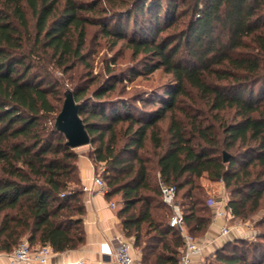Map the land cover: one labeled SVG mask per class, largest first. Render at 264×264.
<instances>
[{
  "label": "trees",
  "instance_id": "obj_1",
  "mask_svg": "<svg viewBox=\"0 0 264 264\" xmlns=\"http://www.w3.org/2000/svg\"><path fill=\"white\" fill-rule=\"evenodd\" d=\"M92 25L113 46L125 40L144 73L171 75L157 105L142 98L154 108L106 102L115 82H78ZM54 69L74 72L73 87ZM67 90L139 264H176L184 244L161 185L175 187L195 238L212 217L203 175L224 183L232 217L261 212L264 225V0H0V253L84 243L78 153L54 127ZM256 237L226 242L206 264H264V226Z\"/></svg>",
  "mask_w": 264,
  "mask_h": 264
},
{
  "label": "rangeland",
  "instance_id": "obj_2",
  "mask_svg": "<svg viewBox=\"0 0 264 264\" xmlns=\"http://www.w3.org/2000/svg\"><path fill=\"white\" fill-rule=\"evenodd\" d=\"M83 52L85 55V66L81 65L83 74L78 82L94 80L95 78L94 83L90 86L91 89L115 82V89L105 94L102 98L106 102L122 101L130 104L131 107L147 111L154 108V106L142 101V98L144 100H152L157 105L158 101H155V94L162 92L173 83L171 75L162 69L149 74L144 73L139 57L134 58L132 56L131 49L126 45L125 40L119 41L115 46L111 45V39L105 38L97 25L88 27L87 40ZM51 73L54 80L58 81L60 87L62 86L66 89L73 87L74 83H71V81H73L74 72L70 71L62 74L54 69ZM258 92L259 87L255 86L254 94L256 95ZM160 126L165 128L167 119L161 121ZM77 148L75 150H84V152L88 153L91 145L87 144ZM95 168L97 171L102 172L105 169L104 163L96 164ZM101 178L104 180L102 174ZM198 182L205 189V199L209 197L210 200L217 201L220 206L227 202L229 194L222 181H211L206 178V175H203ZM113 202H116L115 199H113ZM211 211L212 222L214 219L212 205ZM262 216L263 214L260 212L253 213L246 219L235 216L229 219L226 218L225 224L229 228L228 234H221L220 230L213 228L211 223L204 232L196 233L198 243L204 248L198 257L197 264H206L213 260L214 253L226 242L231 243L236 239L248 242L255 240L260 228L264 226L255 225ZM33 248L35 249L36 247L34 246ZM5 254L9 259L8 253Z\"/></svg>",
  "mask_w": 264,
  "mask_h": 264
},
{
  "label": "crops",
  "instance_id": "obj_3",
  "mask_svg": "<svg viewBox=\"0 0 264 264\" xmlns=\"http://www.w3.org/2000/svg\"><path fill=\"white\" fill-rule=\"evenodd\" d=\"M76 152L78 153L77 167L85 207L83 215L84 243L76 249L54 252L48 258L46 264H79L80 262L107 264V261L102 260V255L99 253V244L104 241H114L117 236L122 235L120 223L116 216V203L113 200L108 201L104 196V192L93 182L96 168L88 154L84 150H76ZM110 202L115 204L114 208L110 207ZM211 205L213 212L222 207L215 200H212ZM223 222L222 218L216 217L212 220L211 225L213 228L220 230ZM131 253L135 264L139 263L138 250L131 248ZM198 257L194 258L190 264H197ZM0 264H12L5 253H0ZM14 264L30 263L19 262Z\"/></svg>",
  "mask_w": 264,
  "mask_h": 264
},
{
  "label": "built area",
  "instance_id": "obj_4",
  "mask_svg": "<svg viewBox=\"0 0 264 264\" xmlns=\"http://www.w3.org/2000/svg\"><path fill=\"white\" fill-rule=\"evenodd\" d=\"M101 172L96 170L93 177V182L102 191H105L104 181L100 176ZM163 200L173 207V214L169 219V225L179 229L183 237V247L179 259L176 264H190L191 261L200 256L202 246L198 240L189 233L185 226L182 213L174 201L175 187L173 185H161ZM212 203V200H210ZM111 208L115 207L113 202L109 203ZM219 217L224 220L220 226L221 234H227L229 228L226 226V218L232 217L229 209L226 208V203L214 212V218ZM99 253L109 257L107 264H135L131 253L129 241L123 236H117L114 241H104L99 244ZM54 254L50 245L38 246L32 248L27 241H22L18 246L8 254L10 262L14 263H30V264H46L48 258ZM139 264V263H137Z\"/></svg>",
  "mask_w": 264,
  "mask_h": 264
},
{
  "label": "water",
  "instance_id": "obj_5",
  "mask_svg": "<svg viewBox=\"0 0 264 264\" xmlns=\"http://www.w3.org/2000/svg\"><path fill=\"white\" fill-rule=\"evenodd\" d=\"M79 103L75 102L72 92L67 90L59 112L54 119V127L64 134L66 144L71 148H77L90 143V138L78 115ZM228 154L223 152V161H227ZM109 257L102 256V260L108 261Z\"/></svg>",
  "mask_w": 264,
  "mask_h": 264
}]
</instances>
